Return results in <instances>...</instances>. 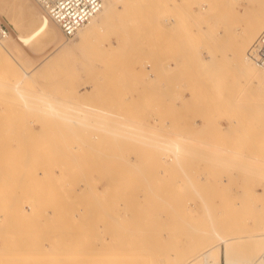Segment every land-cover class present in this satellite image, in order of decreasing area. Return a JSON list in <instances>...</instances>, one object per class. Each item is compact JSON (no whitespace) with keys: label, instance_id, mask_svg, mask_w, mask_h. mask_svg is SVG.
I'll list each match as a JSON object with an SVG mask.
<instances>
[{"label":"rangeland","instance_id":"rangeland-1","mask_svg":"<svg viewBox=\"0 0 264 264\" xmlns=\"http://www.w3.org/2000/svg\"><path fill=\"white\" fill-rule=\"evenodd\" d=\"M171 1L117 0L83 41L0 0V264H179L208 233L264 264V85L226 55L264 0Z\"/></svg>","mask_w":264,"mask_h":264},{"label":"bare ground","instance_id":"bare-ground-1","mask_svg":"<svg viewBox=\"0 0 264 264\" xmlns=\"http://www.w3.org/2000/svg\"><path fill=\"white\" fill-rule=\"evenodd\" d=\"M121 1V0H120ZM175 0H172L171 1V6H169L168 4V7H171L173 10L175 9L176 7V4L177 2H174ZM182 1V0H181ZM103 2V5H102V8L94 15L92 16L88 22L84 23L82 26H80L78 28V30L76 31L75 35H77L78 33H81V31L83 29H86V27H89V25H95L96 29H87L86 31H84V33L82 32L81 34V38L83 41H88L90 38H92V36L95 34V32L98 30V24H103L105 22L108 21V16H109V13H113V12H116V8L118 5L117 4V0H102ZM169 2V1H168ZM183 2V1H182ZM138 5V4H137ZM184 5V3H183ZM182 6V4H181ZM180 6V7H181ZM202 6V5H201ZM123 7V6H122ZM119 8V6H118ZM171 8H169L171 10ZM141 9V8H140ZM180 8H178L179 10ZM182 9L184 10V8L181 7V13H182ZM176 9V12L177 14L180 12ZM172 11V10H171ZM126 12V11H124ZM175 11H173L174 13ZM121 13V12H119ZM185 14V13H184ZM126 15V14H125ZM175 15V14H174ZM182 15L183 13L181 14V16H178L177 17H172L171 19L168 18L169 20V31L172 33L173 37L176 36V32L179 30V26H178V22L177 21L180 17L182 18ZM186 16V15H185ZM258 16H260L258 22L253 26L254 23H252V27L250 26V28L248 27V29L244 32L243 35H241L240 39L238 40L237 42V39H235V50L234 52H228L226 53V55L228 54V57L230 56L231 59H234L235 60V66L237 68V71L239 74H247L248 72L251 73L252 75H254L253 77H257L259 78L258 80H256V83H259L260 85H264V68L263 69H259V64L257 63L256 61V57L255 55L252 56V54H250V50H249V45L250 43L252 42V40L256 37L257 33L260 32V26H262L264 24V12L260 11V14H258ZM184 17V16H183ZM99 18H101V20H99ZM177 18V19H176ZM186 18V17H184ZM183 18V19H184ZM142 20V19H140ZM257 20V18H256ZM130 21V20H129ZM186 20L184 19V21L182 20V22H185ZM190 21V19H189ZM181 22V21H180ZM254 22V21H253ZM263 22V23H262ZM168 23V22H167ZM188 23V22H187ZM194 23V22H193ZM186 24V22H185ZM228 24V23H227ZM15 25L16 27L18 26V23L17 21H15ZM180 25V24H179ZM183 25V24H182ZM188 25V24H187ZM229 25V24H228ZM178 26V27H177ZM190 26V25H189ZM264 26V25H263ZM184 26H182L183 28ZM191 27V26H190ZM227 27V26H226ZM18 28V27H17ZM205 28V27H204ZM229 28V27H228ZM262 28V27H261ZM188 29V28H186ZM191 29V28H190ZM202 29V28H201ZM183 30L182 33H184V29H181V31ZM192 30V29H191ZM203 30V29H202ZM226 30V29H225ZM259 30V31H258ZM168 31V32H169ZM180 31V30H179ZM190 31V30H189ZM187 32V30H186ZM239 32V31H238ZM181 33V34H182ZM262 33V32H261ZM178 34V33H177ZM190 34V33H188ZM259 34V33H258ZM180 35V34H179ZM186 35V34H185ZM239 35V33H238ZM9 34L5 37V38H0V67L3 68V70L5 71L4 74H6L8 71L11 72V74H15L17 72V66H18V60L14 57V55L10 52L9 48L7 46L4 45L3 41L8 38ZM178 36V35H177ZM187 36V35H186ZM189 36V35H188ZM172 37V38H173ZM259 37V36H258ZM257 37V38H258ZM179 39L181 38V35L180 37H178ZM188 40V37L186 39V37H183V39H181L180 41V44H182V40L184 42H186L185 40ZM4 39V40H3ZM170 39V38H169ZM171 41V40H170ZM178 41V42H179ZM172 42H175L172 40ZM255 42V41H254ZM253 42V43H254ZM176 43V42H175ZM188 44V42H186ZM185 45V43H183ZM172 45V44H171ZM177 45V44H175ZM184 45L183 48H184ZM253 45V44H252ZM174 46V45H173ZM182 46L180 47V49H182ZM187 45H185V49L187 48L186 47ZM57 47H61V45H58ZM56 47V48H57ZM252 47V46H251ZM171 48V47H170ZM178 48V47H176ZM232 48V47H231ZM175 49V48H174ZM184 49V50H185ZM179 50V49H178ZM231 50V49H230ZM186 51V50H185ZM249 51V52H248ZM172 52L169 51V54L172 56L173 54L170 53ZM176 52V51H175ZM178 52V51H177ZM184 53V52H183ZM249 53V54H248ZM179 54V53H178ZM182 54V53H181ZM185 54V53H184ZM221 55V54H220ZM179 56V55H177ZM182 56V55H181ZM223 56V55H222ZM58 57L59 55H55L53 56V61H51L50 63H48L47 65H51L52 63H56L57 60H58ZM180 57V56H179ZM178 57V58H179ZM235 57V58H234ZM170 58V57H169ZM174 58H172L173 60ZM171 60V61H172ZM175 60V59H174ZM173 60V61H174ZM233 60V61H234ZM176 62H174L173 64H175ZM178 64V63H177ZM20 65V64H19ZM167 66V65H166ZM173 66V65H171ZM235 68V70H236ZM2 70V71H3ZM2 73V72H1ZM0 73V74H1ZM18 73V72H17ZM236 73V72H235ZM3 74V75H4ZM8 74V73H7ZM6 74V75H7ZM13 74V75H14ZM30 74V73H29ZM4 75V77L6 76ZM18 76V74H17ZM238 76V75H237ZM7 77V76H6ZM12 77V75H11ZM232 78V77H231ZM240 78V76L238 77ZM239 80V79H238ZM241 81V79H240ZM244 81V80H243ZM17 84V83H16ZM233 84V83H232ZM1 85H5L6 87V84H4V81H0V86ZM11 85V84H10ZM18 86V85H16ZM15 86V87H16ZM20 87V86H19ZM18 87V88H19ZM170 88V87H169ZM26 89V88H25ZM12 132V131H11ZM33 133V132H32ZM39 135V134H38ZM1 140V139H0ZM264 140V139H263ZM32 144V143H31ZM29 150V148L27 149ZM44 150V149H43ZM28 152V151H27ZM21 162V161H20ZM18 165V164H17ZM37 165V164H36ZM35 166V165H34ZM50 167V166H49ZM26 169V168H25ZM2 171V170H1ZM13 174V173H12ZM6 176V175H5ZM3 196V195H2ZM14 201V200H13ZM13 204V203H12ZM207 208V207H206ZM12 211V210H11ZM9 213V212H8ZM14 214V213H13ZM54 214V213H53ZM4 229V228H3ZM243 229V228H241ZM246 230V229H245ZM228 231V230H227ZM226 231V232H227ZM231 231V230H230ZM244 231V230H242ZM77 232V231H76ZM240 232V231H239ZM88 233V232H87ZM213 233V232H212ZM209 234V233H208ZM204 235V236H191L189 242L187 243V246H186V249L188 248L189 249V254L188 256L184 259V260H181V261H178L177 263L179 264H221V262L225 264H239L238 263V259L234 256V247L231 243V241L233 240H243L244 241L246 239H253L254 236H251V235H235V236H231V235H224V236H220V241L216 244H213V241H211V238L213 237V235H211L212 237H210V235ZM263 234V233H262ZM5 238V237H4ZM1 239V238H0ZM248 239V240H249ZM43 240V239H42ZM45 240H47L45 238ZM213 240V239H212ZM11 241V240H10ZM247 241V240H246ZM25 242V241H24ZM28 243V242H26ZM83 243V242H82ZM220 243H225L224 247L221 248L220 246ZM250 243V242H249ZM252 243V242H251ZM9 244V243H8ZM25 244V243H24ZM29 244V243H28ZM42 244V243H41ZM178 244V243H177ZM235 245V244H234ZM43 245H41L42 247ZM70 246V245H69ZM236 246V245H235ZM241 246V245H240ZM112 249V248H111ZM239 249V248H238ZM1 250V249H0ZM69 250V249H68ZM73 251V250H72ZM86 251V250H85ZM9 252V251H8ZM66 252V251H65ZM16 254V252H14ZM177 254V253H176ZM187 254V253H186ZM4 256V255H2ZM13 256V255H12ZM6 257V256H5ZM10 257V256H8ZM2 258V257H1ZM176 260H178L177 257H175ZM176 262V261H175ZM223 263V264H224ZM260 263V262H259ZM258 263V264H259ZM243 264H254L253 261H247V260H244L243 261Z\"/></svg>","mask_w":264,"mask_h":264},{"label":"built area","instance_id":"built-area-1","mask_svg":"<svg viewBox=\"0 0 264 264\" xmlns=\"http://www.w3.org/2000/svg\"><path fill=\"white\" fill-rule=\"evenodd\" d=\"M59 26L66 37L75 36L76 31L94 16L103 5L102 0H35ZM9 34L0 24V38ZM250 54L264 68V30L253 43Z\"/></svg>","mask_w":264,"mask_h":264}]
</instances>
